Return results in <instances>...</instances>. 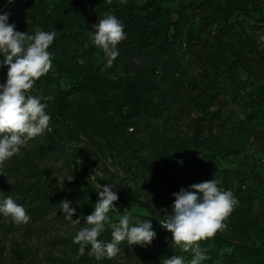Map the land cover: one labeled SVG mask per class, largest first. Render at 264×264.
<instances>
[{
	"label": "rangeland",
	"instance_id": "374dc122",
	"mask_svg": "<svg viewBox=\"0 0 264 264\" xmlns=\"http://www.w3.org/2000/svg\"><path fill=\"white\" fill-rule=\"evenodd\" d=\"M201 1L167 0L164 7L175 18L185 6L189 15L185 30L196 29L200 22L190 5ZM251 1L264 12V0ZM0 11L10 13L9 23L17 31L25 32L19 25L24 12H31L44 31H56L48 49L54 54L48 73L53 78L51 89L36 80L29 95L46 104L53 92L63 90L72 106L91 120L71 135L67 126L51 119L50 131L29 140L4 162L0 198L12 196L31 219L16 224L0 215V264H164L172 255L183 256L187 262L192 254L173 244L171 233L159 222L170 215L172 193L210 179L218 180L222 190H231L239 202L217 232L264 243V103L257 113L248 105V98L264 83L261 76L252 78L239 71L245 83L236 93L234 83L204 70L198 57L184 54L179 46L167 59H157L154 49L144 54L120 42L119 55L109 65V58L91 41L100 21L94 8L69 0H0ZM258 19L254 12L250 16L234 13L230 22L264 50V30ZM37 28L33 25L26 32L32 34ZM6 72L7 66L0 70V83L6 80ZM142 91L149 97L152 113L140 110ZM121 114L132 119L121 134L96 130L104 121L117 123ZM52 135L64 143H54ZM151 166L167 175H159ZM70 175L73 180L62 183ZM106 184L118 194L113 202L117 210L108 213L110 218L118 222L130 213L149 219L156 237L145 247L121 242L117 256L97 260L89 254L90 245L80 255L73 237L87 226L84 217L94 211L97 191ZM68 192L76 199L68 197ZM65 200L76 210L73 219L79 217V224L61 213L60 202ZM111 231L106 225L98 239L109 242ZM198 243L208 256L202 264H230V254L238 253L236 246L215 236ZM256 258L243 254L235 264H251Z\"/></svg>",
	"mask_w": 264,
	"mask_h": 264
},
{
	"label": "clouds",
	"instance_id": "9594fccd",
	"mask_svg": "<svg viewBox=\"0 0 264 264\" xmlns=\"http://www.w3.org/2000/svg\"><path fill=\"white\" fill-rule=\"evenodd\" d=\"M112 2L106 0L107 4ZM118 2L127 4L128 0ZM9 17L8 11H0V67L7 66L6 80L0 83V174L4 162L17 155L29 140L50 131L47 105L39 97L29 95V90L52 69L54 54L48 49L56 37V31L39 28L32 34L17 31L15 25L9 23ZM125 38L123 23L111 12L103 13L91 34L92 44L103 50L109 65L119 55L117 45ZM78 63L83 65L84 60L79 59ZM73 178V175L66 176L62 183ZM218 185V180L210 179L172 193L170 215L159 223L171 233L173 244L190 252L192 258L186 262L183 256L172 255L164 264H202L208 259L206 250L198 242L222 230L223 221L239 203L231 190H222ZM115 189L111 184L100 185L94 211L84 217L87 226L73 237V242L80 245V255H84L86 246L90 245L89 254L95 259H112L121 251V242L145 247L156 237L149 219H138L130 213L120 216L118 222L110 218L108 213L117 210L113 203L118 200ZM70 203L61 201L59 209L65 219L79 224V217L73 219L76 210ZM0 215L11 218L16 224H27L31 219L24 206L16 203L12 196L0 198ZM106 225L112 229L109 242L98 239Z\"/></svg>",
	"mask_w": 264,
	"mask_h": 264
},
{
	"label": "trees",
	"instance_id": "16d2710c",
	"mask_svg": "<svg viewBox=\"0 0 264 264\" xmlns=\"http://www.w3.org/2000/svg\"><path fill=\"white\" fill-rule=\"evenodd\" d=\"M69 2L94 8L95 17L99 20L103 18V13H113L124 25L126 38L121 43L131 45L140 53L150 55V50L154 49L157 52L156 56H159L157 59L160 57L167 59L173 55L175 46L183 48L184 54H193L200 59L204 70L216 75H224L234 83L233 89L236 93L242 90V85L245 83L239 77V71L244 72L248 77L261 76L264 79V50L259 48L254 38L241 34L230 22L234 13L250 16L254 12L259 15L258 20L264 30L263 9L251 0H226L225 5L218 0H202L197 5L191 4L190 8L200 23L198 28H189V30H185L189 18L185 6L180 7L176 17L173 18L171 11L164 7L167 0H128L127 4H120L118 0H113L111 4H107L106 0H69ZM21 16L19 25L24 31H29L33 25L43 30V26L31 12H24ZM2 69H6V66L0 67V70ZM37 81L48 89H51L53 84V78L49 74ZM248 102L254 113H257L264 103V83L260 85L259 91L254 96L248 98ZM46 105L52 121L67 126L71 135L77 127L84 128L91 124V120L85 118L86 112L79 107H73L63 90L53 92L52 98L46 100ZM148 105L149 97L145 91H142L140 110L152 113ZM130 125H132L130 115L121 114L117 123L104 121L102 126L96 127V130L105 134L119 135ZM52 138L56 144L64 143L55 135H52ZM151 168L159 175H167L164 170L154 166ZM66 195L76 199L72 192ZM58 196L61 198L64 194ZM214 236L238 248L236 256L230 254L232 259L230 264H235L237 258L243 254L257 256L251 264H264V243H250L219 232Z\"/></svg>",
	"mask_w": 264,
	"mask_h": 264
}]
</instances>
